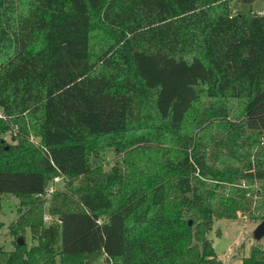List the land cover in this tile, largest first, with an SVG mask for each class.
<instances>
[{"label":"trees","instance_id":"1","mask_svg":"<svg viewBox=\"0 0 264 264\" xmlns=\"http://www.w3.org/2000/svg\"><path fill=\"white\" fill-rule=\"evenodd\" d=\"M251 3L0 0V198L25 204L9 231L38 241L15 240L0 264H210L212 221L264 189ZM105 147L122 152L107 171L90 162ZM241 264H264V249Z\"/></svg>","mask_w":264,"mask_h":264},{"label":"rangeland","instance_id":"2","mask_svg":"<svg viewBox=\"0 0 264 264\" xmlns=\"http://www.w3.org/2000/svg\"><path fill=\"white\" fill-rule=\"evenodd\" d=\"M251 9L255 13H264V0H252ZM32 136V135H31ZM2 137L10 141L9 135L4 133ZM33 139H38L32 136ZM121 151L117 152L113 147L103 148L97 156H91L92 164H99L102 170L107 171L116 162L122 159ZM53 176V175H52ZM63 185V179L56 183L59 189ZM255 202L251 199L248 213L236 212L234 218H220L212 221L211 229L206 233L211 242L214 256L210 264H241V259L249 254L252 246L264 249V236L259 240L251 237V231L264 215V189L257 190ZM251 198V197H250ZM28 201H26L27 203ZM49 199H45L40 213L41 222L47 225L53 216H49L47 208ZM25 210V204L18 198L10 194H3L0 198V259L2 253L12 252L15 248V240L21 237L25 249L37 245L38 241L31 238L28 227H24L23 233L15 236L9 231V225L15 222L16 218ZM48 215L49 218H43ZM84 264H109L103 254L96 257H87L83 260Z\"/></svg>","mask_w":264,"mask_h":264},{"label":"built area","instance_id":"3","mask_svg":"<svg viewBox=\"0 0 264 264\" xmlns=\"http://www.w3.org/2000/svg\"><path fill=\"white\" fill-rule=\"evenodd\" d=\"M259 14H262V13H259ZM0 117L1 118H4V116H3V114H2V112H1V110H0ZM28 139L31 141V142H33L34 144H37L38 143V139L36 140V139H33V137L31 136V135H29L28 136ZM50 163L52 164V162L50 161ZM53 165V164H52ZM61 179H63V177L60 175V174H58V173H55L52 177H51V179L48 181V183H47V185L45 186V189H44V193H43V195H42V197H43V199H48L50 196H51V194L57 189L56 187V183L59 181V180H61ZM244 184L243 183H241V186H243ZM257 195H258V193H257V191L255 192V193H253L252 195H250L249 194V196L251 197V199L255 202V199L257 198ZM44 217L43 218H49V216L48 215H43ZM96 222L97 223H100L101 222V220L98 218V219H96Z\"/></svg>","mask_w":264,"mask_h":264},{"label":"water","instance_id":"4","mask_svg":"<svg viewBox=\"0 0 264 264\" xmlns=\"http://www.w3.org/2000/svg\"><path fill=\"white\" fill-rule=\"evenodd\" d=\"M253 15H255V12H252ZM188 225L190 224V220L187 221ZM264 236V220H260L255 227L251 231V237L254 240H259ZM16 243L18 245L22 244V239L21 237L16 238Z\"/></svg>","mask_w":264,"mask_h":264},{"label":"crops","instance_id":"5","mask_svg":"<svg viewBox=\"0 0 264 264\" xmlns=\"http://www.w3.org/2000/svg\"><path fill=\"white\" fill-rule=\"evenodd\" d=\"M254 12V11H253ZM259 13H262V14H264L262 11H259L258 13H256V14H259Z\"/></svg>","mask_w":264,"mask_h":264}]
</instances>
